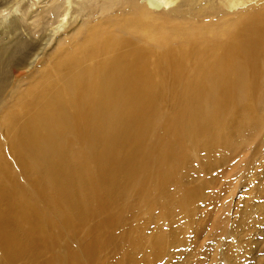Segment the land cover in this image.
I'll list each match as a JSON object with an SVG mask.
<instances>
[{
  "label": "bare ground",
  "instance_id": "bare-ground-1",
  "mask_svg": "<svg viewBox=\"0 0 264 264\" xmlns=\"http://www.w3.org/2000/svg\"><path fill=\"white\" fill-rule=\"evenodd\" d=\"M83 1H57L48 38L75 14L87 22L97 13L112 29L89 34L82 54L59 62L57 75L19 97L20 110L4 119L0 264H104L106 251L116 264H181L182 251L163 247L166 239L184 246L176 211L187 217L203 189L187 145L212 158L240 128L241 113H264V0ZM148 181L166 202L150 197L147 207H163L170 232L135 258L123 251L115 202ZM256 198L219 209L221 263L242 264L264 248V201Z\"/></svg>",
  "mask_w": 264,
  "mask_h": 264
},
{
  "label": "rangeland",
  "instance_id": "rangeland-1",
  "mask_svg": "<svg viewBox=\"0 0 264 264\" xmlns=\"http://www.w3.org/2000/svg\"><path fill=\"white\" fill-rule=\"evenodd\" d=\"M57 1L0 0V141L4 147L8 136V130L3 127L4 119L9 111L17 107L20 110L16 104L17 99L21 97L23 100L22 95L27 98L30 92L33 96L49 78H54L59 62L70 55L79 57L85 45L84 39L89 34L112 29L108 24L102 25L101 16L97 13L87 22L85 19L88 17L75 14L77 18L71 17L70 28L48 38L52 29V9ZM88 5L93 8L89 0ZM76 8L74 6V10ZM13 19L16 20L14 28L5 31L4 27ZM76 28L79 31L73 33ZM259 86L257 96L261 98L264 96V75ZM160 113L164 117L169 111L164 109ZM237 121L240 126L238 131L229 139L228 145L224 149L222 146L221 152L212 158L206 159L207 155L187 145L189 159L194 167L199 168L201 178L198 180L203 189L189 203L187 217L181 211H176L180 215L177 220L184 227L180 239L184 246L172 248L174 244L166 239L163 247L166 252L182 251L183 256L179 260L181 264H223L219 260L218 240L214 233L219 209L230 200L240 199L247 203L252 196L254 199L258 196L257 201H264V113L261 114L260 109L254 115L243 112ZM6 156L11 162L8 152ZM205 161H208L206 166L203 164ZM9 169L11 172L16 171L14 165ZM150 197L166 202L165 196L153 193L150 181L141 193L135 189L127 193L123 200L119 198L115 202V205H122L118 214L124 224V231H118L117 234L125 235L123 251L132 250L135 258L147 252L158 235L167 237L170 232L163 207L148 209L147 201ZM263 226L264 223L259 228ZM261 249L253 257L251 255L246 260L243 258L241 263L259 264V258L264 256V248ZM103 255L104 264H116L112 252L106 251ZM213 260L218 261L211 262ZM167 261L168 257H164L157 264H167Z\"/></svg>",
  "mask_w": 264,
  "mask_h": 264
}]
</instances>
